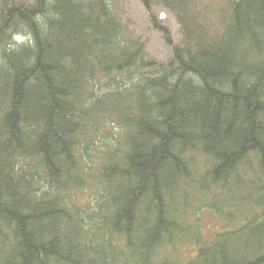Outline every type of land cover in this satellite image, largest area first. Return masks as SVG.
Here are the masks:
<instances>
[{
  "label": "trees",
  "instance_id": "trees-1",
  "mask_svg": "<svg viewBox=\"0 0 264 264\" xmlns=\"http://www.w3.org/2000/svg\"><path fill=\"white\" fill-rule=\"evenodd\" d=\"M139 1L0 0V264H264V0Z\"/></svg>",
  "mask_w": 264,
  "mask_h": 264
},
{
  "label": "rangeland",
  "instance_id": "rangeland-1",
  "mask_svg": "<svg viewBox=\"0 0 264 264\" xmlns=\"http://www.w3.org/2000/svg\"><path fill=\"white\" fill-rule=\"evenodd\" d=\"M152 12L159 20L164 22L172 33L175 42L182 41L181 32L174 18L164 10L159 0H150ZM114 10L123 21H129L133 25L136 34L144 39L146 44V53L150 57L157 60H167L171 57V50L162 38V34L154 30L149 21L147 13L139 0H113ZM202 220L207 228L211 229L213 225H217L216 218L213 213L203 211ZM208 229V230H209Z\"/></svg>",
  "mask_w": 264,
  "mask_h": 264
}]
</instances>
